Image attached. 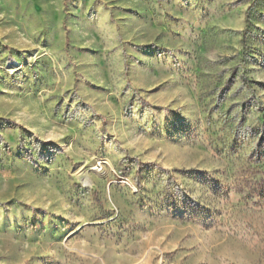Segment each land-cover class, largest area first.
<instances>
[{"label":"rangeland","instance_id":"rangeland-1","mask_svg":"<svg viewBox=\"0 0 264 264\" xmlns=\"http://www.w3.org/2000/svg\"><path fill=\"white\" fill-rule=\"evenodd\" d=\"M0 264H264V0H0Z\"/></svg>","mask_w":264,"mask_h":264}]
</instances>
